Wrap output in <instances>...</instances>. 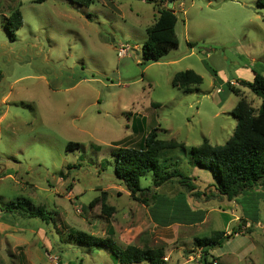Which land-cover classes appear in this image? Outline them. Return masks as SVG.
I'll use <instances>...</instances> for the list:
<instances>
[{"label": "rangeland", "instance_id": "374dc122", "mask_svg": "<svg viewBox=\"0 0 264 264\" xmlns=\"http://www.w3.org/2000/svg\"><path fill=\"white\" fill-rule=\"evenodd\" d=\"M15 11L22 26L10 40L6 25ZM174 11L177 49L148 62L142 46L154 4L0 0V208L25 200L51 218L45 225L6 215L11 222L1 213L0 264H118L107 249L72 237L81 231L107 238L109 229L121 247L163 249L164 264H201L202 251L193 241L184 237L171 244L174 233L155 227L148 207L125 194L112 154L138 147L154 129L158 139L187 148L203 140L223 146L233 135L231 111L239 98L255 111L261 103L239 82L264 78V8L256 0H180ZM186 70L202 78L188 93L172 85L173 76ZM70 142L79 148L66 152ZM159 159L169 171L212 181L209 172L193 167L189 154L173 151ZM140 184L151 187L152 174ZM203 187L195 192L204 195ZM182 188L176 184L166 192ZM95 198L100 201L89 207ZM102 198L117 209L109 216L101 212ZM205 199L196 206L217 212L187 230L198 239L229 232L208 250L207 261L264 264V186L244 191L233 203L212 193ZM176 205L181 197L159 201L156 221L183 216ZM233 212L244 221H233Z\"/></svg>", "mask_w": 264, "mask_h": 264}, {"label": "trees", "instance_id": "16d2710c", "mask_svg": "<svg viewBox=\"0 0 264 264\" xmlns=\"http://www.w3.org/2000/svg\"><path fill=\"white\" fill-rule=\"evenodd\" d=\"M45 0H36L41 3ZM78 6H90L93 0H69ZM154 4L157 17L153 24L146 29V41L142 46V56L148 62H158L171 50L177 49L178 39L175 34L177 18L173 9H168V3L175 0H139ZM158 3V4H157ZM257 6L264 8V0H256ZM165 6V7H163ZM22 26V16L19 11L12 12L9 16V26L6 30L10 40H14V32ZM202 83V78L191 70L178 72L173 76L172 85L184 93L192 91ZM240 86L247 88L260 100V106L255 111L243 98H239L231 115L236 120V126L231 138L223 145H211L204 140L197 147H185L182 143L162 141L158 139L157 130L154 129L146 134L136 148H119L112 155L115 158V176L121 181L137 202L148 206L151 197H155L157 205L158 193L156 189L171 177L177 178L176 184L187 191L192 192L195 197L201 193L195 192L196 187L192 179L181 175L178 171H168L164 159L159 156L171 151H180L190 155V163L194 168L205 170L211 174L214 188L218 194L228 201L235 200L244 191L259 186H264V78L260 75L254 76L253 82L240 81ZM228 85V90L236 96L237 91ZM237 90V89H236ZM76 143H68L65 151L78 149ZM148 173L152 174V186L141 187V179ZM155 189V191H154ZM105 196V193H103ZM206 198L208 195L205 196ZM100 199L95 198L89 207L97 204ZM25 205V207H24ZM27 206V207H26ZM0 212L13 217L25 219L38 218L45 225L51 220L43 208L34 209L29 202L17 200L3 205ZM101 212L109 216L113 208L108 207L102 198ZM247 233H250L248 230ZM113 231L109 230L108 237L100 238L85 232L77 231L72 234L78 244L93 247L98 250L107 249L118 264H164V251L161 248H142L128 245L121 247L113 239ZM71 236V235H70ZM71 237V238H72ZM223 238H227L223 231L213 232L210 237L195 239L197 247L202 249L201 264H213L207 261L208 250L219 245ZM214 259V258H213Z\"/></svg>", "mask_w": 264, "mask_h": 264}, {"label": "crops", "instance_id": "0c3cea01", "mask_svg": "<svg viewBox=\"0 0 264 264\" xmlns=\"http://www.w3.org/2000/svg\"><path fill=\"white\" fill-rule=\"evenodd\" d=\"M158 4V3H157ZM156 9V8H155ZM175 12V11H174ZM157 17V10H156V14L154 15V19ZM204 141V140H203ZM141 143V142H140ZM173 152V151H171ZM194 169V168H192ZM168 170V169H167ZM169 171V170H168ZM174 170H171L170 172H172ZM177 171V170H176ZM193 171V170H192ZM181 174V173H180ZM11 176V175H9ZM189 178L192 179V183L193 185L196 187V189L199 191H203L204 190V185H206L208 188L207 190H205V193L204 195H201L199 198H195L192 194V192L190 191H187L186 189L182 188L183 191H171V192H166V189L171 187V186H176V180L177 178H173L171 177L169 180L165 181L164 183H162V185L160 187H158L156 189V192L158 193V197H157V203H159V201H164V202H168V201H174L175 199H178L179 197H181L182 199V205H176L175 207H182V210L180 208V210L177 208V211L176 212H179V211H183V216H180V217H176L175 220H173L172 218L170 219H167L166 221H161V222H158L156 221V219L158 218V216L156 215V213L154 212L156 210V205L152 204L153 202L155 203L156 202V199L155 197H151V205L149 206H146L148 207V214H150L152 220H153V225L155 227H159L161 229H165V230H169L170 232L174 233V237L169 239L171 244L172 243H180V239L184 238V237H188V241H193V244H195V239H197L195 237V232H192V231H189L187 230L186 227H192V226H198L200 224H204L205 221L207 220L206 219V216L208 215V213L211 211V212H217V209L216 208H210L209 210H207L206 208H199L196 206L195 202L196 201H201V202H207V199H205L206 195H208L209 193H212L213 194V198H219L221 199L222 196H220L218 194V192L215 190L214 188V181L213 179H211L212 181H208L207 179L204 180L203 177H201L200 175H198V173H191L190 176H187ZM212 178V177H211ZM153 182V181H152ZM198 183V184H197ZM152 186V185H151ZM163 187V188H162ZM181 188V187H180ZM160 189H162V193L160 192ZM179 189V188H178ZM195 189V190H196ZM181 190V189H180ZM155 191V189H154ZM125 194H129L128 192H126ZM119 195V194H117ZM122 196H125V195H122ZM128 196V195H127ZM164 196V197H163ZM163 199V200H162ZM200 199V200H199ZM234 201V200H233ZM233 201H230L233 203ZM108 202V201H107ZM190 204V205H189ZM110 207L109 204H106ZM145 206V205H144ZM115 208V206H111V208ZM114 208H113V211H114ZM116 209V208H115ZM117 210V209H116ZM161 208L158 209V212L157 214H162L161 213ZM224 213V212H222ZM1 214V212H0ZM3 215V214H2ZM6 215H9V214H4V217L9 220L10 217L6 216ZM234 215V216H233ZM11 216V215H9ZM232 216V219L233 221H244L243 218L241 217H238L237 214H235L233 212V214L231 215ZM3 217V218H4ZM12 221L11 222H14L13 221V218L11 217L10 218ZM159 224H158V223ZM258 224V222H257ZM249 226V223L246 224V226H241V228H245ZM109 230H112V229H109ZM113 231V230H112ZM189 232L190 234L189 235H180L181 233L183 232ZM217 232V231H216ZM225 233V236L229 235V232L228 231H223ZM213 233V232H212ZM113 234L115 235V232L113 231ZM113 235V237H114ZM228 237V236H227ZM129 245V244H128ZM127 245V246H128ZM183 245H186V244H183ZM196 246V244H195ZM197 247V246H196ZM197 250H201V248L197 247ZM177 258V257H175ZM215 259V258H214ZM217 259V258H216ZM215 259V260H216ZM177 262V260L175 261ZM218 264H220V262L218 261L217 262Z\"/></svg>", "mask_w": 264, "mask_h": 264}, {"label": "water", "instance_id": "95a60500", "mask_svg": "<svg viewBox=\"0 0 264 264\" xmlns=\"http://www.w3.org/2000/svg\"><path fill=\"white\" fill-rule=\"evenodd\" d=\"M180 0H175L174 2H169L168 3V9H173L176 7L177 3L179 2Z\"/></svg>", "mask_w": 264, "mask_h": 264}, {"label": "built area", "instance_id": "2783aa9c", "mask_svg": "<svg viewBox=\"0 0 264 264\" xmlns=\"http://www.w3.org/2000/svg\"><path fill=\"white\" fill-rule=\"evenodd\" d=\"M213 264H215V262Z\"/></svg>", "mask_w": 264, "mask_h": 264}]
</instances>
